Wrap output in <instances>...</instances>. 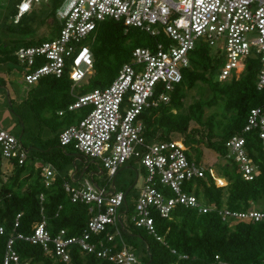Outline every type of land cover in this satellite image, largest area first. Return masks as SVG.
Wrapping results in <instances>:
<instances>
[{
  "label": "built area",
  "instance_id": "2783aa9c",
  "mask_svg": "<svg viewBox=\"0 0 264 264\" xmlns=\"http://www.w3.org/2000/svg\"><path fill=\"white\" fill-rule=\"evenodd\" d=\"M39 2L19 0L15 21ZM106 19L161 36L163 42L135 47L131 51L133 62L124 63L107 86L74 96L68 110L89 108L83 117L60 131L59 144L73 147L86 161L98 160L113 183L128 160L141 165L145 175L134 200L131 221L158 240L162 238L155 230L154 215L168 218L178 205L197 208L202 213L216 210L228 221L263 219L264 211L254 205L246 210H231L201 202L192 181L204 177L207 170L217 181L213 169L188 156L183 137L148 141L139 114L156 102L169 101V93L182 79V70L189 65V54L199 40L221 55L222 63L216 73L219 81L238 78L247 59L257 57L260 88L264 84V0H63L55 11L57 35L36 44L21 45L15 51L19 64L28 70L24 80L30 84L42 76L60 77L64 73L74 83L86 78L92 72L93 57L89 46L81 42ZM62 113L63 110L58 111L59 115ZM255 126L260 128L264 144V111L260 107L250 110L244 130ZM226 146L228 156L239 163L242 176L251 180L256 165L244 149V137L233 135ZM26 156L27 149L20 139L0 124V173L22 164ZM3 159L7 162L5 170ZM54 173L51 164L42 167L46 186L52 184ZM71 182L63 183L71 201L89 204L92 212L83 232L68 236L61 229L52 235L42 219L34 225L31 235L16 237L39 244L59 261L68 262L71 247L77 246L111 264H137L138 258L129 246L123 244L115 249L98 237L106 232L105 238L112 242L115 235H120L119 224L125 225L121 215L128 210L125 193L98 186L92 174L90 179L77 184ZM39 197L43 199L42 194ZM112 227L115 232H108ZM4 232L5 226L0 222V234ZM13 241L11 235L0 264H28L13 249Z\"/></svg>",
  "mask_w": 264,
  "mask_h": 264
},
{
  "label": "trees",
  "instance_id": "16d2710c",
  "mask_svg": "<svg viewBox=\"0 0 264 264\" xmlns=\"http://www.w3.org/2000/svg\"><path fill=\"white\" fill-rule=\"evenodd\" d=\"M6 1L9 13L6 12L0 18L1 29L6 33V36L0 37V69L8 76L9 69L17 65L23 77L28 70L19 64L16 49L45 39H35L38 26L23 20L30 12L37 14L34 6L15 21L19 0L13 4L10 2L15 0ZM62 1L47 0L50 7L47 12L40 14L38 20L51 17V25L57 24L55 11ZM136 31L137 28L126 27L120 21L106 19L83 38L81 43L89 46L93 57L92 72L86 78L90 80L98 73L106 74L105 79L95 80V88L108 85L107 78L113 80L119 67L128 60L136 44L133 39ZM152 37L154 40L151 39L143 46H152L158 41V36ZM221 63V55L207 43L197 42L189 54V65L182 70V79L175 83L169 93V101L156 102L145 108L139 118L144 124V134L148 141L166 139L174 133L183 134L185 143H188L189 157H192L189 149L203 141L222 158L213 170L217 182L222 185L216 183L208 170L204 177L192 181L196 183L195 194L201 202L231 210H246L253 204L264 211V144L258 126L244 130L252 108L260 107L264 111V84L258 87L260 62L257 57H249L238 78L219 81L216 73ZM71 82L66 73L60 77L42 76L28 83L19 106L27 103L49 127L55 126L52 128L55 131L59 127H56L57 123L52 124L54 118L62 117L67 127L83 117L89 108L83 106L76 110L67 109L76 96L70 93L68 85ZM198 82L207 85L210 96L206 100L193 102L184 112L185 90L193 88ZM206 106L216 109L203 120ZM60 110H63L61 115L58 114ZM191 120L205 127L204 130L190 128ZM59 133L48 139L44 148L35 150L34 156L42 161L40 165H27L25 158L22 164H16L8 173H0V222L5 226L4 234H0V262L6 242L12 235L13 249L28 264H111L95 254L82 252L77 246L71 247L68 262L59 261L45 253L39 244L16 237V234L31 235L34 225L42 219L46 221V228L52 235L61 229L68 236L80 235L92 215L89 204L71 201L63 188L65 181H72V172L61 171L68 154L66 146L59 144ZM236 134L244 137V149L256 165L251 180L242 176L239 163L228 156L226 141ZM51 140L52 145L49 143ZM28 152L27 149V155ZM48 163L54 167L55 173L52 184L46 186L42 167ZM75 169L74 174L79 172L77 166ZM124 193L127 197V192ZM40 194L43 199H40ZM17 214H20L18 224L14 226ZM154 226L161 240L144 228L135 226L132 221L129 227L119 224L120 235H115L112 242L105 238L106 232L98 237L104 238L105 243L113 245L115 249L126 244L132 250L138 244V238L142 247L137 264H264V218L255 222L228 221L223 220L216 210L202 213L197 208L178 205L168 218L154 215ZM108 232H115V228H109Z\"/></svg>",
  "mask_w": 264,
  "mask_h": 264
},
{
  "label": "rangeland",
  "instance_id": "374dc122",
  "mask_svg": "<svg viewBox=\"0 0 264 264\" xmlns=\"http://www.w3.org/2000/svg\"><path fill=\"white\" fill-rule=\"evenodd\" d=\"M1 1L5 3L3 4ZM14 2H17V0L12 1L10 3L13 4ZM34 7L36 9L37 14L30 12L23 20L25 23L38 26L36 36L37 38L35 39H48L51 37H55L58 31L57 24L53 23L51 25V17L45 20H38L40 18V14L47 12L50 7L47 0H40L39 3L34 5ZM6 12L7 14L9 13L8 1L0 0V18L2 16L4 17ZM5 34L6 33L4 32H0V37ZM133 39L136 41V44L133 45L132 50L135 47L147 45V42L151 39L154 40V38L149 35V33L142 31L138 28L137 31L133 34ZM158 41L163 42V38L158 37ZM132 62L133 58L130 55L128 60L124 63ZM120 68L121 66L119 67V69ZM117 73L114 75L113 79L116 77ZM7 77L8 78H0V124L2 127L8 129L18 139H20L24 148L28 149L29 152L26 157V164L33 166L40 165L42 161L40 158L34 156L35 150L44 148L48 144L46 143L47 140L52 139L55 133L60 132L65 127V123L62 117L54 118L52 120V124L54 125L55 123H57L58 125H56V127H59L55 131L52 129L55 126L49 127L43 120H41V118H39V115L36 114L35 110L29 108L27 103H25L21 107L19 106L21 98L25 95L24 91L29 86L28 83L24 81L19 66L14 65L12 69H9V74ZM105 78L106 74L98 73L90 80L84 78L83 80L77 83L71 82L70 85H68L70 93L71 95L87 94L91 92L97 85L95 84V80H102ZM3 79L5 80V84H3ZM107 79L109 81L108 83L112 81V78ZM209 96L210 90L207 85L198 82L193 88L185 90L182 110L186 112L187 107L190 104L198 100H206ZM215 109L216 108L213 106H206L204 108L203 120H205ZM46 115H48V112H46ZM189 127H197L203 130L205 128L199 125L194 120L190 121ZM172 136L175 139L180 140L183 137V134L174 133ZM196 136L198 137L199 134ZM49 143L50 145H52V140ZM182 143L185 147L188 146V143H185L184 139ZM195 146L197 147L192 146L189 149L190 153L192 154V158L195 159L197 162L201 163L204 167L212 168L213 170H215L216 166H218L219 161L222 159L219 154L213 151L212 149L208 148L203 141L196 143ZM65 150L68 156L67 162L61 169L62 173L74 172L75 167L77 166L79 172L76 173V177H78L79 174L84 171V175L81 180H84L85 178L90 179V174L92 173L93 182L96 183L98 186L104 187L108 191L113 190L115 188L118 191L121 190L127 192L126 199L128 204V211L124 212L121 217L125 226H131V216L134 213V200L139 192V188L142 184L143 177L145 175L144 168L138 163L132 160H128L125 164L122 165V167H120L119 171L115 175L113 183L112 180H109L106 170L102 169L101 163L98 160L93 161L92 159H89L88 161H86L85 159L78 158L76 156V154H78L77 151L71 146H66ZM73 160H75L76 163H74ZM2 163L3 169L5 170L7 162L3 159ZM100 169L103 170L101 174H99ZM4 177L7 176L5 175ZM220 179L223 180L222 178ZM71 183L73 185L76 184L74 182ZM216 183L220 185L217 181ZM223 184H225V181ZM136 239L135 240L138 244L133 247V252L138 258L142 246L138 238Z\"/></svg>",
  "mask_w": 264,
  "mask_h": 264
},
{
  "label": "crops",
  "instance_id": "0c3cea01",
  "mask_svg": "<svg viewBox=\"0 0 264 264\" xmlns=\"http://www.w3.org/2000/svg\"><path fill=\"white\" fill-rule=\"evenodd\" d=\"M0 32L2 33L3 32V30L1 29V26H0ZM0 78H8L7 77V75L4 73V71L3 70H1L0 69ZM4 80V79H3ZM3 84H5V83H3ZM78 158H81L80 156H78V155H76ZM81 159H84V158H81ZM85 161V160H84ZM77 169H75V171H76ZM74 171V172H75ZM74 172H72V181L73 182H75L76 184L78 183V182H80L81 181V179H82V177H83V175H84V171H82L80 174H79V176L78 177H76V174H74ZM99 172H100V170H99ZM92 174V173H91ZM93 175V174H92Z\"/></svg>",
  "mask_w": 264,
  "mask_h": 264
},
{
  "label": "water",
  "instance_id": "95a60500",
  "mask_svg": "<svg viewBox=\"0 0 264 264\" xmlns=\"http://www.w3.org/2000/svg\"><path fill=\"white\" fill-rule=\"evenodd\" d=\"M102 172L100 171L99 174H101Z\"/></svg>",
  "mask_w": 264,
  "mask_h": 264
},
{
  "label": "snow or ice",
  "instance_id": "6c2138e0",
  "mask_svg": "<svg viewBox=\"0 0 264 264\" xmlns=\"http://www.w3.org/2000/svg\"><path fill=\"white\" fill-rule=\"evenodd\" d=\"M25 7H27V5H25Z\"/></svg>",
  "mask_w": 264,
  "mask_h": 264
}]
</instances>
